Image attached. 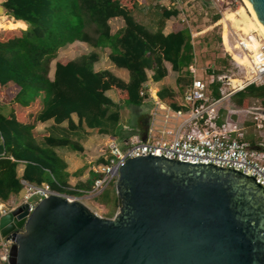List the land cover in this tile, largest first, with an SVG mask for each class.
Segmentation results:
<instances>
[{
  "label": "trees",
  "instance_id": "obj_1",
  "mask_svg": "<svg viewBox=\"0 0 264 264\" xmlns=\"http://www.w3.org/2000/svg\"><path fill=\"white\" fill-rule=\"evenodd\" d=\"M2 6L6 15L17 22L8 18L10 23H0V30H22L25 24L27 28L18 36L0 39V93L8 97L7 90L16 87L9 101L21 107H38L32 113L34 122L53 120L54 127L48 135L35 136L34 125L0 112V203L21 192V181L36 186L47 184L53 191L63 192L58 185L66 187L60 177L65 164L56 150L82 152L69 132L76 135L79 130L85 134L94 131L111 139L123 138L120 106L106 96L108 91L115 90L125 106L140 109L148 98L143 86L146 71H152V80L158 82L167 74L164 63L177 74L176 83L182 93L191 84L193 46L189 29L183 26L167 35L162 33L166 21L177 16L175 10L159 9L156 31L152 32L135 21L136 0H5ZM118 17L124 28L111 34L108 22ZM217 20L218 15L213 18ZM74 42L84 43L92 51L64 64L56 62L50 80V63L58 50ZM105 48L109 49V61L128 72L127 83L109 71H94L93 65ZM209 87L211 96L219 98L221 84L214 82ZM170 95L166 90L159 93L161 100L175 107ZM250 99L263 105L264 87L249 85L231 97L237 107ZM72 115L77 117L76 124ZM63 122L67 127L61 135L59 126ZM146 125L145 115H139V130ZM248 138L253 142L252 136ZM19 164L24 165L20 178ZM102 195L95 197L98 204L119 208L116 193L105 200Z\"/></svg>",
  "mask_w": 264,
  "mask_h": 264
},
{
  "label": "water",
  "instance_id": "obj_2",
  "mask_svg": "<svg viewBox=\"0 0 264 264\" xmlns=\"http://www.w3.org/2000/svg\"><path fill=\"white\" fill-rule=\"evenodd\" d=\"M246 1L264 27V0ZM114 190L111 219L60 195L6 213V264H264V190L252 177L145 156L125 162Z\"/></svg>",
  "mask_w": 264,
  "mask_h": 264
},
{
  "label": "built area",
  "instance_id": "obj_3",
  "mask_svg": "<svg viewBox=\"0 0 264 264\" xmlns=\"http://www.w3.org/2000/svg\"><path fill=\"white\" fill-rule=\"evenodd\" d=\"M244 42L238 45L241 54H244L243 50L249 52ZM247 56L252 61L251 76L243 86L236 83L237 87L233 86V80L228 78L231 81L229 85L223 81L226 77L217 75L215 79L210 75V80L205 83L192 73L191 84L183 91L178 109L158 105L151 110L144 141L137 135L122 145L114 140L108 141L99 154L102 161L93 169L94 179L89 191L79 196L62 194L53 191L47 184L36 186L21 181L22 196L16 202H9L13 205L8 211L0 206V219L18 207H24L28 216L38 202L50 195L82 203L88 198L93 199L110 185H115L119 171L127 160L145 156L231 169L252 177L264 190V116L254 112L264 111V104L237 107L230 103L235 93L249 85L264 87V47H258L252 56ZM214 82L221 84L219 98L211 96L209 86ZM224 87L233 89L228 92L227 89L224 91ZM251 136L254 146L248 140ZM0 239L5 240L1 236ZM8 244L10 247L11 243ZM3 247H0L4 251V254L0 253V262L6 263L9 248Z\"/></svg>",
  "mask_w": 264,
  "mask_h": 264
},
{
  "label": "rangeland",
  "instance_id": "obj_4",
  "mask_svg": "<svg viewBox=\"0 0 264 264\" xmlns=\"http://www.w3.org/2000/svg\"><path fill=\"white\" fill-rule=\"evenodd\" d=\"M152 2L154 1H151L150 5L153 4ZM172 3H174V5H172ZM158 5L162 7H169L172 10L177 9L179 17L176 19V23L182 24L184 27L189 29L193 46V61L190 70L196 77L202 78L205 83H208L210 75H213V79L216 78V75L224 76L227 79L229 78L233 81L236 80V84L242 86L250 79L252 61L249 58L248 60L242 58L248 54L252 56L253 52H255L258 47H264V40L262 39L260 33L256 31L254 25L251 24L250 15L243 6V2L241 0H166L160 2ZM216 15L219 16V20L214 22L213 18ZM2 16L9 17L6 15V12H1L0 17ZM4 21H6L4 18L0 19V23ZM155 21L156 20H154L153 23H155ZM8 23H10L9 20ZM118 24L119 23L117 22L112 23L114 31H117L115 29H118ZM241 28H245L246 32ZM25 29L11 31H3L1 29L0 39L6 40L14 36H18L20 35V32ZM248 38L251 39V45L248 48L249 52L243 50L244 54H241L238 50V45L242 41L249 43L250 41H248ZM79 44L80 43H74L73 45L71 44L70 46L64 47L58 50L57 54L60 53L62 60L68 61L77 59L80 55L87 54L92 51V49L86 44ZM100 53H103L102 58L105 57L106 51L101 50ZM234 56H240L241 59L236 63L233 59ZM101 60L99 63L104 62H101ZM166 67L167 69H170L169 64L166 65ZM169 75L170 80L173 81V73H170ZM237 85L234 84L233 86L237 87ZM231 87H224V91L226 89L228 92L232 91L233 88ZM178 90H181L180 86H178ZM9 95L10 96L6 98H3L0 95V101H2L0 102V105L2 107H10L12 105V101L9 100L13 94ZM6 103L8 104L6 105ZM259 106H261V104L255 100H251V102L247 100L242 105V107ZM122 111L123 113L125 112L126 115L122 114L123 119L125 118L122 121V125H124L125 129L135 130L137 127L138 117L139 115L144 114V110L141 108L133 110L132 107H125ZM25 118L27 119V117ZM29 120L31 122V119ZM124 135H127V132L124 131ZM96 144L94 143V148L97 146ZM118 145H120V141H118ZM103 149L104 147L100 146L98 155ZM114 193V185H110L107 189H105V191H103L101 199L105 200L109 196H114ZM90 199L92 198H88V201H84V203L99 217L102 216L103 218L111 219L118 211V208L114 210L112 206H98ZM12 205L13 204L9 202L0 204V206L7 211ZM8 243L9 241L0 239V247L4 245L3 248L8 249ZM1 252L4 254V251H1L0 248V253Z\"/></svg>",
  "mask_w": 264,
  "mask_h": 264
},
{
  "label": "crops",
  "instance_id": "obj_5",
  "mask_svg": "<svg viewBox=\"0 0 264 264\" xmlns=\"http://www.w3.org/2000/svg\"><path fill=\"white\" fill-rule=\"evenodd\" d=\"M4 1L5 0H0V8H1L0 10L3 13H5V10H3L4 8L2 6ZM151 1H154V2H152L153 4L150 5ZM163 1H166V0H136L137 9L134 12L135 21L138 22L139 24L145 26L148 30H150L152 32L156 31V24H157V21L159 19V9H161V8H166L168 10L170 9L169 7H162V6L158 5L160 2H163ZM172 5H174V3H172ZM170 10H172V9H170ZM174 10L177 12V16L171 17V18H169V20L166 21L165 26L163 28V32H162L164 35H167L171 32L181 30L178 27H183L182 24L176 23V19L179 17V12L177 11V9H174ZM2 18H4V20H6V21H4L6 24H9L8 18L14 22H17V20H14L11 17H7V16L0 17V19H2ZM154 20H156L155 23H153ZM19 22L24 23L22 21H19ZM115 22L119 23L118 29H115V30L119 31V30H122L124 28V22H123L122 18L118 17V18L110 19L108 23L110 26V33L111 34H114L117 32V31L113 30V26H112V23H115ZM26 26L27 25L25 24V28H27ZM74 43H79V42H74ZM80 44H82V43H80ZM68 46H70V45H68ZM103 50L106 51L105 57L102 58L103 53L102 54L100 53L99 60L97 62H95L93 65L94 71L99 73V72L109 70V72L111 74H113L115 77H117L118 79H120L124 83H127L128 82V72L124 69L116 68L108 59L109 49L105 48ZM82 55H84V54H82ZM56 57L57 58H55L50 63V71H49V75H48L50 80L53 79L54 68H55L56 62H60L61 64H64V63L70 61V60H68V61L62 60L60 53L57 54ZM100 60H101V62H103V61L104 62L99 63ZM166 65H168V63H164V67L166 69L167 74L164 78H162L158 82H154L152 80V78H151L153 75L152 71H149V70L146 71L147 81L143 84V86L147 90L146 93L148 94V98H147V100H145L144 107L141 108L142 110H144L143 115H145V121L147 123L145 128H142L140 130L138 127L135 130L125 129L124 125H122V121L125 119V118L123 119L122 114L125 115V112L123 113L122 109L127 107V106L122 104V99L120 98L118 93L115 90H111V91H108L106 93V96L108 98H110L115 104L120 106V123L119 124L122 127L121 135L123 138L111 139L110 136L98 135L94 131H90L89 133L86 132V134H85L83 131L79 130L76 135L69 132L73 141L78 142V145H80L82 147V152L78 153V152L72 151L68 148H62V149L56 150L57 156L65 164V169L62 172V174H60V177L66 183V187H62V186L58 185V187L61 188V190L63 191L62 194L66 193V194H73V195L79 196V195H81L82 192H87L90 190V188L92 186L93 179H94L93 169L95 168V166L97 164H99L102 161L100 155H98V150H99L100 146L104 147V145L110 140H114L117 143H118V141H120V145H122L124 141H126L127 139H129L130 137H132L134 135H137L141 138L143 132L146 134L148 121H149V115L151 113V110L154 107H157L158 105H161L162 107H167V108L172 107L173 109H178V107H180L179 102H181L180 98H181L182 92L180 90H178V86L176 83L177 74L175 72L171 71V68L167 69ZM190 67H189V69H190ZM170 73H173V75H174L173 81L170 80V75H169ZM190 73H191V76H193L191 70H190ZM17 90L18 89H16V87H12V88L8 89L5 94H7L8 96H10L9 94H13V96H14V94L17 92ZM163 90H166L169 94H171L170 100L172 101L173 104L176 105L175 107L171 103H169V102L167 103V102L160 99L159 93ZM0 95L3 98L5 97V95L3 93H0ZM249 101L251 102V99ZM255 101L258 102L257 100H255ZM0 102H2V101H0ZM230 103H232V102L230 101ZM7 104L8 103H6V105ZM37 108L34 109L33 107H21L20 105L13 103L10 107H8V106L7 107H0V112L4 113L6 115L7 114H14L15 116H17L18 121L23 122L24 124L34 125L33 132H34L35 136L48 135L49 132H51L53 127H54V122H53V120H49V121H46L43 123H38V122L35 123L33 120L34 116L32 115V113L34 110H37ZM25 117H27V119ZM29 119H31V122ZM71 119L75 124L77 123V117L75 115H72ZM137 125H138V121H137ZM59 127L61 129L60 134L63 135V133L66 131L65 129L67 127V122H63ZM124 131L127 132V135H124ZM67 133H68V131H67ZM248 140L250 141L251 144L255 143L254 141L251 142V140L249 138H248ZM94 143L95 144L97 143L96 144L97 146L95 148H94ZM23 170H24V165L19 164L17 166V175L19 178L22 176ZM22 193H23V190H21V192L17 196L12 198L8 202H10V201L16 202L22 196ZM90 200H93L94 203L98 206H103L101 204H98L96 202L95 198L90 199ZM87 201L88 200L86 199V202ZM0 204H2V203H0Z\"/></svg>",
  "mask_w": 264,
  "mask_h": 264
},
{
  "label": "bare ground",
  "instance_id": "obj_6",
  "mask_svg": "<svg viewBox=\"0 0 264 264\" xmlns=\"http://www.w3.org/2000/svg\"><path fill=\"white\" fill-rule=\"evenodd\" d=\"M241 1L243 2V6L246 8L247 12L250 15L251 24L254 25V27L256 28V31H258L260 33L262 39L264 40V27L261 25V23L259 22V20L255 16V14H254L253 10L251 9L249 3L246 0H241ZM241 29L246 32L245 28H241ZM244 43H245L246 47L249 48V46L251 45V39H250L249 43H246V42H244ZM248 58L249 57L247 55H245L242 59H247L248 60ZM233 59L237 63V61H239L241 58L239 56H234ZM232 83L235 84V83H237V81L236 80L232 81Z\"/></svg>",
  "mask_w": 264,
  "mask_h": 264
}]
</instances>
